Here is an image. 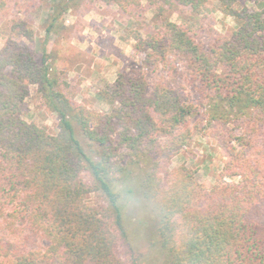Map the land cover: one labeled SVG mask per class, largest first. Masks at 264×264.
I'll list each match as a JSON object with an SVG mask.
<instances>
[{
    "label": "trees",
    "instance_id": "obj_1",
    "mask_svg": "<svg viewBox=\"0 0 264 264\" xmlns=\"http://www.w3.org/2000/svg\"><path fill=\"white\" fill-rule=\"evenodd\" d=\"M99 1L134 18L147 10L158 19L176 15L178 22L164 19L145 36H129L149 75L174 78L175 62L182 64L205 110L200 130L224 158L222 172L204 189L195 170L170 169L191 144L197 110L169 81L150 83L141 69L120 72L97 94L109 111H92L57 90L46 57L35 60L33 29L11 19L0 48V264H138L147 256L136 240L164 253V264H264V10L216 0L234 22L220 34L209 0ZM76 4L59 0L52 22ZM6 12L0 0V19ZM32 86L57 116L56 135L23 119ZM73 124L94 147L90 154ZM128 165L141 170L134 184ZM140 198L157 212L149 223L142 213L128 216Z\"/></svg>",
    "mask_w": 264,
    "mask_h": 264
},
{
    "label": "rangeland",
    "instance_id": "obj_2",
    "mask_svg": "<svg viewBox=\"0 0 264 264\" xmlns=\"http://www.w3.org/2000/svg\"><path fill=\"white\" fill-rule=\"evenodd\" d=\"M7 12L0 19V48L4 44L6 24L11 19L26 21L33 29L35 39L30 47L35 52V60L39 63L44 57L51 65L54 78L57 79V90L78 105H83L95 112H108L110 105L97 99V94L105 86L110 85L120 72H130L141 69L147 73L150 83L162 79L170 85L185 101L195 108L191 124L194 127L193 138L189 147L182 148L170 162V169H177L185 165L196 171V179L204 189H210L219 179L224 166V158L215 143L200 130L206 124L205 110L201 109V98L197 86L185 74L182 64L176 63L174 78L163 71L151 75L142 64L140 56L134 51V41L130 32L138 31L142 36L151 31L160 21L169 19L178 22L176 15L167 14L158 19L154 18L151 10L137 12V17H130L129 13L119 4L104 5L99 0H78V4L52 22L55 7L59 0H5ZM246 6L256 11L264 10V0H244ZM145 3L142 2V6ZM217 1L209 0L208 11L211 26L220 34L229 32L234 27L233 19L223 16L216 9ZM52 25V26H51ZM48 28L50 31L48 32ZM30 96L26 100V111L23 119L47 131L50 135L58 133L57 116L42 107L36 87L32 86ZM77 139L83 148L90 154L91 147L76 124H73ZM135 172L133 184L137 174L141 172L137 166L128 165ZM132 167V168H131ZM234 182L235 180H228ZM137 184V182L135 183ZM137 194L139 193L136 187ZM139 197H142L138 195ZM140 207L132 204L128 216L142 213L149 220L156 210L144 199ZM98 199L90 196V205L96 206ZM142 230L141 233L144 232ZM146 229L149 228L146 224ZM136 231L132 232V235ZM140 233V234H141ZM140 254H146L138 264H164L167 261L164 253L158 254L149 250V245L143 241H135ZM139 245V246H138ZM148 248V249H147ZM149 251V253H148Z\"/></svg>",
    "mask_w": 264,
    "mask_h": 264
}]
</instances>
